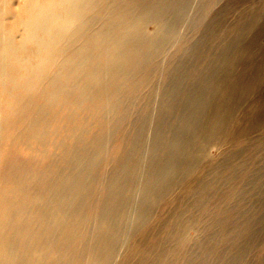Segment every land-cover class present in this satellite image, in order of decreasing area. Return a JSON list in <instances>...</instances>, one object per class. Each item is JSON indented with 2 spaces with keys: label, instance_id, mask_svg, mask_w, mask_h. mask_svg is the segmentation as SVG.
Listing matches in <instances>:
<instances>
[{
  "label": "bare ground",
  "instance_id": "6f19581e",
  "mask_svg": "<svg viewBox=\"0 0 264 264\" xmlns=\"http://www.w3.org/2000/svg\"><path fill=\"white\" fill-rule=\"evenodd\" d=\"M124 1L0 0V264H114L174 171L169 156L178 134L148 176L131 163L155 156L150 146L133 158L149 138L143 131L125 145L131 162L122 160L108 177L109 169L102 171L109 142L129 120L138 80L176 29L158 21L162 11L132 14ZM182 4L174 10L190 29L194 1ZM255 50L247 64V124L264 147V49ZM234 100L239 110V94Z\"/></svg>",
  "mask_w": 264,
  "mask_h": 264
},
{
  "label": "rangeland",
  "instance_id": "374dc122",
  "mask_svg": "<svg viewBox=\"0 0 264 264\" xmlns=\"http://www.w3.org/2000/svg\"><path fill=\"white\" fill-rule=\"evenodd\" d=\"M193 1L190 29L174 10L184 0H161V6L156 0L123 2L132 14L162 11L158 21L176 29L145 78L138 80L129 101V120L111 138L102 171L109 169L108 177L118 163L131 162L138 150L154 146L152 159L131 162L148 176L166 157L169 138L178 134L181 142L169 156L174 171L164 179V188L148 204L143 222L129 235L125 253L114 264H264V147L249 132L251 91L246 82L255 49H264L263 39L258 47L252 46L254 36L264 29V0ZM139 131L148 133L150 140L140 141L130 158L124 149ZM135 179L144 186L142 177Z\"/></svg>",
  "mask_w": 264,
  "mask_h": 264
}]
</instances>
